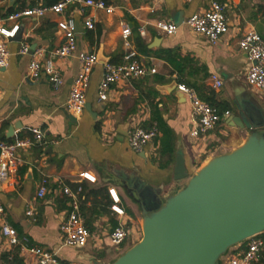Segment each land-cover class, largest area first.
<instances>
[{
  "label": "crops",
  "instance_id": "obj_1",
  "mask_svg": "<svg viewBox=\"0 0 264 264\" xmlns=\"http://www.w3.org/2000/svg\"><path fill=\"white\" fill-rule=\"evenodd\" d=\"M58 1L0 0V16L33 6H52ZM102 1L112 8V13L72 5L62 15L48 13L39 19H22L16 39L7 43L9 65L0 69V140L13 142L31 137L33 129H39L44 135L42 146L18 152L23 164L11 178L10 186L0 192L6 220L19 239H28L27 246L52 252L61 264H111L139 242L142 213L124 183L126 177L160 189V198L165 200L188 181L174 180L178 154L182 155L185 169L192 176L212 158L240 147L250 135L248 128L234 126L226 118L214 130L192 138L189 102L177 88L169 94L160 87L173 82L177 85L196 82L204 87L203 94L214 93L210 98L221 113L230 112L234 117L241 114L236 106L250 105L258 113L255 130L264 132V91L247 85L245 75L249 63L238 46L240 38L251 29L264 40V9L261 8L264 0ZM212 1L225 6L229 20L228 32L216 44L194 34L184 24L190 16L208 9ZM69 18L78 22L83 32L76 33V53L61 60L54 55L65 41L57 24ZM88 21L93 23L92 30L86 28ZM157 21L174 23L176 33L167 36L158 32L154 27ZM124 25L131 29L129 48L121 36ZM140 27L146 31L144 37L138 33ZM23 44H28L31 52L42 50V62H54L64 80L59 89H53L43 75L38 81L28 78L31 54L19 53ZM129 51L135 52L136 59L154 68L156 73L112 85L108 100L99 102L97 89L104 66L124 63ZM82 52L96 54L98 63L92 70L85 96L90 112L85 109L76 117L68 110L67 102L72 81L81 69L77 54ZM163 52H170L177 63L188 60L181 73L157 57ZM213 76L223 82L221 88H212ZM154 113L167 134L159 130L155 143L141 153L133 152L128 146L127 130L136 125L148 127ZM14 125L18 128L7 139L8 129ZM82 173L94 181L81 179ZM44 178L49 179L48 191L39 200L37 191ZM57 179L72 189L82 187L80 213L90 233L83 248L63 245L59 227L68 208L56 185ZM109 190H114L119 197L117 207L123 210L122 216L112 210L114 203ZM28 210L33 212L32 216L26 215ZM120 224L127 226L128 236L117 252L108 253L103 246H113L110 233ZM245 248V242L232 247L219 264H227ZM28 261V256L10 246L0 232V264ZM259 264H264V251Z\"/></svg>",
  "mask_w": 264,
  "mask_h": 264
},
{
  "label": "built area",
  "instance_id": "obj_2",
  "mask_svg": "<svg viewBox=\"0 0 264 264\" xmlns=\"http://www.w3.org/2000/svg\"><path fill=\"white\" fill-rule=\"evenodd\" d=\"M72 5L82 8H96L112 13V8L107 6L102 0H59L48 7H28L13 11L5 16H0V69H6L9 65V52L7 43L16 36L21 28V20L24 18L39 19L46 14L62 15L64 10ZM226 8L222 3L212 1L209 8L205 11L190 16L184 24L194 34L205 37L210 43L216 44L220 38L228 32L229 20L225 12ZM4 24H8L4 26ZM58 29L64 36V43L56 49L54 55L61 60L71 58L77 51L75 23L72 18L64 19L57 24ZM121 32L122 39L126 48L130 47L129 37L131 29L123 26ZM155 29L167 36H172L177 31V26L171 22L157 21ZM88 30L93 29V23H86ZM140 36L144 37L146 31L143 27L138 29ZM240 51L245 54L249 67L245 75L248 86L257 90L264 91V40L255 30H248L238 42ZM21 55H30L28 65V78L38 81L41 76H45L50 86L57 90L64 80L52 60L41 61L43 51L36 50L31 52L28 44H23L19 50ZM78 60L81 69L73 79L67 108L74 116L81 115L85 110L86 91L90 84V78L94 66L98 63L96 54L79 53ZM125 62L121 64H106L102 79L98 85L97 96L99 102H106L109 98V91L112 85L118 82H130L132 80L144 78L148 74H155L154 68H149L144 63L136 59V54L129 51L125 56ZM223 82L217 77H212V88L219 89ZM177 91L182 93L189 102L191 109L192 130L191 137L198 138L214 128L225 118L230 116V112L221 113L217 108L201 100L197 92L185 85H177ZM31 137L17 139L13 142L0 140V189L4 190L10 186V180L16 176L19 168L23 164L18 152L31 147H40L44 144V135L39 129L31 131ZM160 136V132L155 124L150 127L133 126L128 130L127 141L129 148L135 153H141L147 146L155 143ZM81 179L94 181L87 173L79 175ZM56 185L66 199L68 208L67 216L60 224L59 231L62 236L63 245L70 248H83L86 246L90 233L82 222L80 206L81 186L75 189L70 188L63 180L57 179ZM49 179L44 178L37 191V198L43 199L47 194ZM109 195L114 203L112 210L119 216L123 215V210L117 207L120 202L114 190H109ZM27 216H32L33 212L28 210ZM0 232L12 247H17L19 252L28 256L25 264H61L54 254L36 246H27V238H18L16 230L9 225L6 220L5 208L0 200ZM128 233L123 225H118L110 233V242L113 246L119 247L126 240ZM246 248L236 256L231 257L227 264H259L262 260L264 251V236L259 234L245 242Z\"/></svg>",
  "mask_w": 264,
  "mask_h": 264
},
{
  "label": "water",
  "instance_id": "obj_3",
  "mask_svg": "<svg viewBox=\"0 0 264 264\" xmlns=\"http://www.w3.org/2000/svg\"><path fill=\"white\" fill-rule=\"evenodd\" d=\"M75 31L83 32L78 22ZM176 88L175 82L160 87L169 94ZM236 107L240 116L227 120L248 128L250 135L192 176L178 154L174 180L188 181L175 194L162 200L160 189L124 179L142 213V237L111 264H219L229 249L264 233V132L255 130L258 113L253 107ZM85 109L90 112L88 104ZM17 126L8 129L7 139Z\"/></svg>",
  "mask_w": 264,
  "mask_h": 264
},
{
  "label": "trees",
  "instance_id": "obj_4",
  "mask_svg": "<svg viewBox=\"0 0 264 264\" xmlns=\"http://www.w3.org/2000/svg\"><path fill=\"white\" fill-rule=\"evenodd\" d=\"M261 8L264 9V7H261ZM157 57H159L161 59H165L166 61H168L178 71V73L182 72L184 63L188 62L187 59H184V60H180V63H177L176 59L173 57V55H171L170 52H163V53L159 54ZM182 83H184L186 86L194 89L197 92V94L201 100H203V101L207 102L208 104H210L211 106L217 108V106H215V104L213 103V101L210 98L214 94L213 92H207V94H205V92H204V94H203L202 91H203L204 87L199 85L196 82H182ZM151 121H152V123L148 127H150L152 124H155L156 127L158 128V130L163 131L165 134H167V132L163 130V125H162L161 119L159 117H157V114L154 113L152 115ZM168 151H170V150H168ZM115 227L116 226H114V228Z\"/></svg>",
  "mask_w": 264,
  "mask_h": 264
},
{
  "label": "rangeland",
  "instance_id": "obj_5",
  "mask_svg": "<svg viewBox=\"0 0 264 264\" xmlns=\"http://www.w3.org/2000/svg\"><path fill=\"white\" fill-rule=\"evenodd\" d=\"M127 228V226L125 227V229ZM127 230V229H126ZM131 236V235H130ZM142 237V235H141ZM141 239V238H140ZM139 239V240H140ZM103 248L107 251L108 250V253H114V252H117L119 250L120 247H113V246H103Z\"/></svg>",
  "mask_w": 264,
  "mask_h": 264
}]
</instances>
